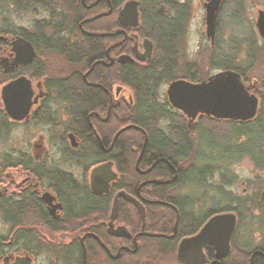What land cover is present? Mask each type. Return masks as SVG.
I'll list each match as a JSON object with an SVG mask.
<instances>
[{
  "label": "flooded vegetation",
  "instance_id": "af4514ba",
  "mask_svg": "<svg viewBox=\"0 0 264 264\" xmlns=\"http://www.w3.org/2000/svg\"><path fill=\"white\" fill-rule=\"evenodd\" d=\"M62 1L0 0V264H264V141L259 156L250 153L252 135L264 129V37L256 27L264 9L254 24L261 41L248 43L241 66L221 54L216 36L226 0L212 40L203 1L206 60L216 71L201 76L179 48L186 0H152L147 10L177 20L163 53L144 26V0ZM127 2L132 9L121 16ZM98 18L104 26L89 25ZM49 30L61 42L50 43ZM97 36L102 52H83L81 38ZM255 50L262 75L247 84ZM131 69L172 77L154 85V129L172 144L185 140L183 154L145 149L147 131L129 120ZM226 71L232 75L220 76ZM220 77H237L241 93ZM175 82L207 85L211 109L172 94ZM131 130L141 135L138 148ZM232 145L237 157L228 160ZM241 160L243 175L229 168Z\"/></svg>",
  "mask_w": 264,
  "mask_h": 264
},
{
  "label": "trees",
  "instance_id": "16d2710c",
  "mask_svg": "<svg viewBox=\"0 0 264 264\" xmlns=\"http://www.w3.org/2000/svg\"><path fill=\"white\" fill-rule=\"evenodd\" d=\"M61 1L64 6H66V3L62 0ZM113 3L119 1V0H111ZM152 0H144L143 1V10L144 14L149 13L147 10L150 8V4H153ZM81 12V11H80ZM80 12L75 11V17L77 18L80 14ZM71 13L74 16V12L71 9ZM82 13H86L85 11H82ZM81 13V14H82ZM144 16V26L150 31L149 34H151V37L154 40V43L156 44V50L158 52H167L169 50L168 43H170L173 40V36L178 31L177 26V20H169V21H158L155 19L150 13L148 14V17ZM106 23L105 18H98L89 25H92L93 27H102ZM49 42L55 43L61 42V40L58 38L57 31L49 30ZM105 38L97 36V37H90V38H81L82 45V51L87 52L89 55L92 53H101L103 50ZM86 55V54H85ZM84 55V56H85ZM156 58H158L156 56ZM155 59V58H154ZM154 64V60L151 62ZM252 63V62H251ZM252 65H249V67ZM137 70V69H136ZM135 69L130 70L129 77H124L128 80L130 88L133 92V104L131 105V111L129 120L131 123L138 125L140 127H143L147 131V141L145 143V149L149 148L153 151L154 154H160L165 157H172L174 155L183 154L186 150V141H177L176 144H172L170 139H165L164 136L160 135L155 129H154V122H155V89L154 85L156 84L157 80L160 78H163V80H169L172 77H140L141 74H139ZM263 85L264 89V82L261 83V86ZM260 86V87H261ZM264 104V102H263ZM181 132V130H178ZM130 132H133L136 134L137 137V145L138 148L139 143L141 141V135L139 133H136L135 131L131 130ZM178 134V132L176 131ZM212 135L218 137V130L213 129ZM181 139V137H179ZM251 139L252 143L254 144L252 151L250 152L252 156L256 152V154L259 156L261 153L260 146L261 142L264 141V129L258 128L257 132L252 135ZM224 137L216 138V141L223 140ZM249 143V142H248ZM233 149H226V158L228 160H235V155L237 157V152L235 153L234 148L235 145L230 146ZM237 149V148H236ZM242 150L246 149L245 145H242ZM249 151L250 149L247 148ZM245 151V150H244Z\"/></svg>",
  "mask_w": 264,
  "mask_h": 264
},
{
  "label": "rangeland",
  "instance_id": "374dc122",
  "mask_svg": "<svg viewBox=\"0 0 264 264\" xmlns=\"http://www.w3.org/2000/svg\"><path fill=\"white\" fill-rule=\"evenodd\" d=\"M186 1L189 15L179 48L185 52L188 61H193L194 65L198 66L200 75L204 76L206 73L210 74L216 71L209 63L207 64L206 60L209 53V41L204 35V10L202 7L204 0ZM236 9L237 11H235ZM257 9H264V0H241L238 8L235 0H226L219 11L216 36L221 47V54L225 53L229 57H235L241 66H245L246 63L248 43L252 41L256 45L261 41L254 25ZM258 48L262 52V49ZM259 51L255 50L256 61L254 62L256 66L250 72L247 84L254 79L258 80L262 75V65L259 61L261 60V53ZM55 64H58V61ZM164 89L163 85L159 90L163 92ZM247 164L245 160H241L230 165L229 168L243 175L245 172L241 170L247 169ZM258 179L257 188H260V186H264V171L261 172ZM238 191H240V187Z\"/></svg>",
  "mask_w": 264,
  "mask_h": 264
},
{
  "label": "water",
  "instance_id": "95a60500",
  "mask_svg": "<svg viewBox=\"0 0 264 264\" xmlns=\"http://www.w3.org/2000/svg\"><path fill=\"white\" fill-rule=\"evenodd\" d=\"M132 4H134L133 2H127L124 7L123 10H121L120 15L123 16V14H125L124 12H126L129 7H131L132 9ZM218 4H219V0H210L207 4H206V15H205V20H206V35L209 36L212 40L213 38V31H214V23H215V17H216V10L218 8ZM101 15V14H99ZM97 15V16H99ZM132 16L134 17V13L132 14ZM256 27L257 30L260 34L261 37H264V11H259L258 17H257V22H256ZM147 57L149 56V52H146ZM127 58V57H126ZM122 57L119 59L120 61H122ZM232 75L231 72H222L220 74L223 75ZM227 77H220L218 78V81L221 82L223 84L222 81H226ZM227 82V81H226ZM228 86L230 87V91L232 92V94H236L239 95L241 93V89L240 86L237 82V77H228ZM227 85V84H226ZM190 87V88H189ZM207 85L204 84H199V85H194V86H189L185 83L182 82H175L173 83V90H171L172 94H180L181 92H184L186 95H190L192 96L194 99V106L197 107L201 112L202 111H206L208 112V110L211 109V107L209 105H207L206 103H203V98L204 96H206L207 92L206 91ZM178 90V91H175ZM183 90V91H182ZM227 95H229L226 92ZM186 95V96H187ZM188 97V96H187ZM191 98V97H190ZM239 98V96H238ZM172 102H174V98L172 96H170L169 98ZM189 99V98H188ZM199 104H196L198 103ZM206 104V105H205ZM211 105H215L216 107L219 106V104L217 102H213ZM128 127H134L133 125H129ZM228 217V216H225Z\"/></svg>",
  "mask_w": 264,
  "mask_h": 264
}]
</instances>
